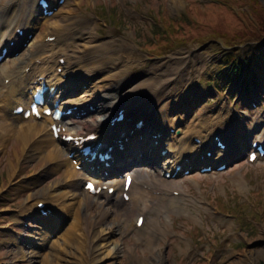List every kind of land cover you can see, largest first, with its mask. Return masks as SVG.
Wrapping results in <instances>:
<instances>
[{
	"label": "rangeland",
	"instance_id": "1",
	"mask_svg": "<svg viewBox=\"0 0 264 264\" xmlns=\"http://www.w3.org/2000/svg\"><path fill=\"white\" fill-rule=\"evenodd\" d=\"M76 1L81 2L77 8ZM252 1L256 3L252 4L251 0H218L217 5L212 0H71L58 16L48 21L52 24L66 16L68 10L77 9L82 21L93 22L95 44L112 43L118 52L125 54V61L135 65L127 75L122 73L117 82L113 79L115 82L108 84L109 73H95L94 81L75 87L72 98L90 97L87 95L91 91L93 98L95 90L102 94L104 86L112 84L109 94L115 99L131 87L146 84L144 94L124 98L121 103L130 100L129 104L142 105L143 111H158L167 105L170 133L177 130L175 135H181L184 130L187 136H211L223 132L229 125H234L240 133L239 143H233L239 152L231 160L226 158L224 163L217 164L222 154L215 153L210 163L214 167L212 173L200 174L198 166L189 176L176 179V188L185 194L178 201L176 212L168 210L166 219L158 218L162 225L168 222L165 228L157 230L166 234L154 233L157 238L146 249L134 232L132 215L118 227L127 230L122 239L113 236L105 241L107 245L99 243L104 257L99 264H264V159L254 164H248L245 159L251 140L264 139V112L261 111L264 75L257 79L261 90L255 92L260 97L252 99L257 107L251 108L249 101H242L244 96L235 99L238 90L229 82L244 87L248 79L254 78L252 72L237 75L233 70L220 71L219 67L223 43L245 45L258 34L249 14L256 17L253 9L264 6V0ZM37 27L30 35L31 40H40L39 36L44 34L45 25L41 32ZM177 43L187 46L176 49ZM161 47L175 50L149 60L147 55L153 57L150 52L161 51ZM25 50L26 47H20L4 63L16 60ZM252 67L258 76L264 73V55H257ZM209 80H215V84H208ZM154 81L159 83L155 86ZM155 90H158L157 98L150 94ZM238 102H242L240 107ZM29 122L36 121H23ZM249 130L252 133L248 136ZM1 141L0 138V264H25L16 254L17 246L26 253H38L39 258L33 260L35 264H86L90 259L86 248L96 247V237L104 229L93 228L101 212H88L73 205L68 199V190L63 187L71 175L62 181L64 168L55 171V163L41 160V152L31 151L32 145L25 146L23 151V145L15 138L2 144ZM222 164H227V168L217 172ZM139 171L150 174L152 168L143 165ZM236 176L241 178V184L235 182ZM56 187L63 189L55 190ZM62 194L64 197H60ZM58 198L61 200L56 206L52 204L54 211L49 205ZM42 200L55 212L45 222L32 214L35 203ZM186 213L197 218L194 220ZM149 216L154 217V213ZM145 217L150 223V218ZM228 227L232 237L228 236ZM180 236L186 240H180ZM10 237L14 241L6 242ZM113 241L120 245L121 251L116 256H108ZM123 247L131 249L139 262L123 256Z\"/></svg>",
	"mask_w": 264,
	"mask_h": 264
},
{
	"label": "bare ground",
	"instance_id": "2",
	"mask_svg": "<svg viewBox=\"0 0 264 264\" xmlns=\"http://www.w3.org/2000/svg\"><path fill=\"white\" fill-rule=\"evenodd\" d=\"M37 1L38 0H0V46L5 47L7 52L11 53L19 41L23 42L28 37L27 35L32 33L37 24L39 28H41L42 25H45V29L42 32L44 33L43 36H39L40 40H31L33 37L30 40H27V38L24 41L25 44H28L25 46L26 50L20 54L16 60L0 65L1 144L3 141H9L12 138H15V140L23 145V151L25 146L27 147V145H32L31 151L41 152V160L45 158L46 162L55 163V171H58L61 167L64 168L61 180H64L67 175H71L69 177V181H66L65 183L63 182V187L68 190V199L71 203H73V205H78L79 209L86 210L88 212H101V216L94 221L93 228L100 227L104 229L98 234V237H96L98 242L96 247L93 250L86 248L85 251H90V259H88L89 261L87 260L86 264L101 263L104 257L103 253L100 252L101 245H99V243L102 242L105 243L104 245H107L105 241L112 239L113 236L118 239H122V236L125 234L124 232H127V230L126 228L125 230L119 229L118 227H120V224L123 225L124 220L132 215L139 214L141 211L145 212L146 215L153 212L155 216L151 219L150 228H148V222L145 221L140 229H136V227H134V231L139 236V241L144 240V242L148 245L146 247L147 249L156 239L153 236H149V232L166 227V223L168 224L166 221L165 224L161 225L157 216L168 211V209H175L179 207L177 204L178 198L172 196V192L177 191L174 180H166L162 177V174L170 172L173 173L174 169L170 168L168 163H174V166L184 164V159L188 156L190 157L189 153L192 149V144L190 143L189 138L178 139L174 135H167V138L163 140V143H159L161 145L165 143L170 157L165 158V161L161 162L160 157H157V153L149 150H143L140 152L141 159L152 162V158L154 156L155 160H153L152 164L154 165V162L159 160L161 165H154L155 170L154 173L151 174L143 175L135 169L136 162H138V160L134 161L133 159L134 155L138 152L137 148L132 146V143L135 142L137 144H141L144 141H147V137L144 136L142 132H137L136 128H132L131 123L136 122V119H142L140 116L142 105L137 103H132L130 104L131 106L127 105V113L130 120L127 124L130 126L125 125V128H123L120 133H114L113 127L107 125L106 121L108 119L111 120L114 117L115 108L120 101L123 100L122 98L144 94L146 84H138L131 87V90H128L123 94L119 93L116 95L115 99L109 100L107 103L106 100L110 98L109 93H111V89L113 87L112 84H109L107 87L110 88V92H104V94L101 95L98 93L96 95L98 103L100 102L101 104V108L98 109L94 115H89L88 117H77V112L73 111L75 116H65L62 118L60 124L66 129L67 133H73L75 136H86L94 133L99 135L97 138L103 145L110 146L109 143H111V136H114L117 139L119 138V140L124 138L128 139V142L123 145L124 149L129 147V152L125 156L124 154L121 155L119 150L112 151L111 153L114 160L119 163V170L114 171L113 173L116 172L118 174L123 169H132V173L134 175V181L128 190L130 198L128 202H124L122 200H118L123 191L122 181L120 182L118 178L116 179V175H114L112 177H114L115 180H112V182L108 179V175L105 177L103 174V172L109 174L110 169H104L100 164L95 163L93 166L95 167L96 175L91 176L88 173V167L92 165L87 164L81 158H74L78 161L79 165L83 166V171L81 172L74 171L70 166L69 160L61 159L64 154L66 155V151L60 147L61 142L59 140H54L52 133L48 130L49 126H47L46 123H54L50 118L41 117L39 119L41 120L40 122H35L34 124L29 122L26 124L23 123L22 117L14 116L12 114L13 109L19 105L28 106L31 103V97L26 94V90H28L30 88L29 86L33 85L39 77L45 78V84L49 88H53L57 96L58 94L59 96H65V92H74L73 88L66 87V81L62 80L61 75L57 73V68H63L62 73L67 74L68 78L70 77V80H67L69 81V84L74 83L73 87H77L82 85L84 82L94 81L93 76L95 73L103 71L109 73L106 78L107 84L110 81L115 82L114 80L117 82V77H119L122 73H126L125 75H127V73H129V71L135 66L134 62L130 63L125 61V54L122 51L118 52L113 47L112 43L108 45H106L105 42L102 45L95 44L92 35L93 22L90 19H88V21H82L79 17V11L77 9L68 10L66 16L61 17L58 21L51 24L48 23L49 19H47V17L42 16V10L39 6H37ZM70 1L71 0H65L62 8H60L58 7V0H49L51 8L58 7L57 13H54L53 16L56 17L58 12H62L63 7L68 6ZM79 4H81V2L76 1L74 6L77 8ZM42 20H44V22L40 23ZM11 26L14 27L13 31H10ZM16 29H23L25 35L22 38H19L15 34ZM53 36H56L55 41L56 43H59L58 46H56V43L51 44L46 42L48 37ZM11 41H14L15 45L13 47L9 46ZM25 47L23 45V48ZM61 53H64L63 57L60 56ZM13 54L14 53L11 55L14 56ZM59 58H63L65 61V65L63 67L59 64ZM35 59L42 61L40 66L31 63ZM26 67H30V71L27 75H25L23 71ZM116 70L119 71L115 72ZM5 80H10L8 85L4 84ZM100 82L98 84H100ZM37 83L41 84V81H38ZM119 83H122V80H119ZM154 83L156 86L159 81H154ZM62 86H64V88L62 90H58ZM94 88H97V85L94 84ZM160 89L161 88L158 90ZM158 90L150 92L152 97H158ZM90 94L91 95H87L90 97H83L84 99L65 98L61 101L60 108L64 109L63 106L66 105L65 110L68 108H77L78 110L85 109L84 104L91 101L92 91ZM130 102L131 101L129 100V103ZM6 110H9V113H7ZM42 120H44L45 123ZM152 121L155 125V127H152V130L156 132L155 134L161 135V138H164L161 133H163L166 127L168 129L169 123L166 112L159 111L157 115H154ZM128 131H133V133L128 134ZM66 148L68 150L76 151V149L72 146H67ZM149 149L152 148L150 147ZM159 149H161V146ZM197 158L200 159L199 156ZM221 159L225 160V158ZM192 161L190 162V165H193ZM201 162L202 160L200 159L196 164ZM235 178V182L237 184H241V178L238 176ZM89 179L96 182L99 186H103L108 183L114 188V194L108 195L106 192H100L95 196L90 195L83 189L81 190L83 182ZM144 186H146V189L143 188ZM63 187H56L55 190L58 188L63 189ZM46 193L47 192H45L44 196ZM60 197H64L63 194L60 195ZM113 199H116L115 203H112ZM60 200L61 198H58L57 201L51 203L49 206L52 207V204L56 206V203ZM180 201H182V199ZM38 203L41 202H36L34 207ZM53 210L56 211L54 208ZM134 219V222H136V218ZM144 225H147V228H144ZM227 232L228 236H233L229 227ZM11 241H14L12 237H10L6 242ZM16 250L17 256L24 259L23 262H25V264H35L36 261L33 260L39 258L37 255L38 253H26L18 246ZM119 251H121L120 245L113 241L112 249L109 250L107 255L109 256V254H111L116 256ZM132 258H134L136 262H139V258H136L134 252Z\"/></svg>",
	"mask_w": 264,
	"mask_h": 264
},
{
	"label": "trees",
	"instance_id": "3",
	"mask_svg": "<svg viewBox=\"0 0 264 264\" xmlns=\"http://www.w3.org/2000/svg\"><path fill=\"white\" fill-rule=\"evenodd\" d=\"M253 11L255 12L256 17H254L251 13L249 14V16L251 17L252 21L256 25L258 34L254 35V37L252 39L253 41L250 40V42H257V41L263 42V45H264V6H262V5L258 6L257 5V7L255 9H253ZM258 11H260V12H258ZM238 45H243V44H240V43L234 44L233 42H230V41L223 43V47L229 49V51L227 49L225 51L226 55H227L226 63L230 62V61H231V63H233V59L231 56H232L233 52H236V50H238V49H234ZM222 51H223V49H222ZM163 54L164 53H162L161 55H163Z\"/></svg>",
	"mask_w": 264,
	"mask_h": 264
}]
</instances>
